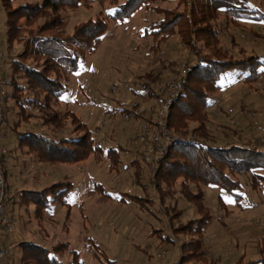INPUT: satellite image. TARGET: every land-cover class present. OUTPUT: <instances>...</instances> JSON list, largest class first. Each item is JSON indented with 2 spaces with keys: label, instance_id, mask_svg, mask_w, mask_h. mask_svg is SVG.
<instances>
[{
  "label": "rangeland",
  "instance_id": "rangeland-1",
  "mask_svg": "<svg viewBox=\"0 0 264 264\" xmlns=\"http://www.w3.org/2000/svg\"><path fill=\"white\" fill-rule=\"evenodd\" d=\"M178 2L168 0L151 7L175 9ZM114 8L110 3H95L90 8L69 9L62 14L67 21L68 34H72L77 25L101 14L110 22L99 50L87 57L80 69L69 77L68 92L59 106L64 112L74 113L87 126L103 151L72 165H50L36 160L39 164L28 178L32 184L46 188L53 182L68 181L73 184V190L68 196L69 219H65L66 208L54 204L43 221L34 217L31 236L50 248L57 242H70L71 249L79 252L85 264H177L184 239L174 237L170 223L168 225L167 219L160 216V200L154 189L157 177L152 173L154 164L145 161L150 143L141 138L155 130L153 124L158 121L160 107L167 98L164 88L170 81H179L186 70L185 64L196 63L195 57L180 43L179 37L163 44L159 52L153 51L150 24L162 19L153 9L143 7L127 20L113 21L110 18ZM5 17L0 5V67L7 73L11 57L21 52V44L7 54ZM217 27L227 48L237 52L242 47L250 54L264 55V24L235 26L228 24L221 13ZM233 38L236 46L231 45ZM170 62L176 63V70L164 67V63ZM151 72L162 78L160 84H151L158 95L154 97L149 96L143 86L151 81L146 77ZM228 87L213 96L216 105L208 112L212 131L221 135L218 144L239 142L264 150V77L253 84L240 81ZM135 106L139 113L143 112L140 117L125 115L123 109L132 111ZM13 118L10 115L9 120L16 127L18 122L14 121L19 118ZM76 125L69 121L62 130L35 119H23L17 128H32L58 139L76 137L78 134L73 132ZM194 126L191 124L192 128ZM112 156L115 158L113 166ZM31 162L28 161V165ZM138 170L146 189L138 183ZM239 178L244 184L249 182L246 176ZM242 190L246 194L239 205L224 195V208L218 204L216 192L207 189L206 206L215 220L206 229L202 242L208 257L218 264H236L243 256L246 260H255L261 251L264 255V189L253 191L244 186ZM149 196L153 202L148 201ZM178 204L185 211L182 223L198 217L193 206L182 200Z\"/></svg>",
  "mask_w": 264,
  "mask_h": 264
},
{
  "label": "trees",
  "instance_id": "trees-1",
  "mask_svg": "<svg viewBox=\"0 0 264 264\" xmlns=\"http://www.w3.org/2000/svg\"><path fill=\"white\" fill-rule=\"evenodd\" d=\"M16 1L19 4L14 5ZM166 1L0 0L6 16L4 31L7 54L21 44V52L10 59V71L4 73L1 69L3 83L8 88L3 122L4 125L9 123L7 108L13 103L19 111L16 114L19 118L17 126L14 123L11 128L17 136L18 147L23 151L27 149L26 153L34 156L38 162L72 165L90 158L94 153L98 156L103 150L91 131L74 113L64 112L59 106L68 92L66 83L69 77L80 69L87 57L99 50L110 22L101 14L77 25L73 33L68 34L67 21L62 14L69 9L90 8L95 3H110L115 5L110 19L124 21L143 7L153 9L162 16V19L150 24L149 35L154 36L153 51L159 52L163 44L179 37L180 43L190 51L196 62L185 64L186 73L180 75L179 80L181 87L177 96L170 101L168 128L185 141L172 144L168 153L157 161V184L154 189L160 200V216L167 219L168 225L170 223L174 237L184 239L177 264H218V261L208 257L202 242L206 229L215 220V215L206 206L207 189L216 191L218 204L224 208V195L239 205L246 194L242 190L244 186L253 191L264 189V150L249 148L239 142L218 144L221 135L212 131L208 112L216 102L213 96L228 86L240 81L253 84L264 77V55L250 54L242 47L237 52L227 48L217 21L224 13L227 23L235 26L241 23L264 24V0H178L175 9L151 7L152 4ZM231 43L236 46L234 38ZM164 65L172 70L177 67L173 62ZM146 77L151 81L143 83L145 90L151 97L158 96L151 84L162 82L160 74L156 76L151 72ZM137 110L138 106H135L132 111L123 109V112L127 116L140 117L143 112ZM23 119H35L62 130L70 121L77 124L73 132L78 135L53 139L32 131H19L17 127ZM191 124L195 126L192 128ZM154 125H157V121ZM189 134L195 137L183 136ZM111 161L113 166L114 156ZM3 167L7 178L5 161ZM139 170L136 172L138 183L146 189ZM239 176H246L249 182L242 183ZM6 187L9 191L8 183ZM72 190L71 182H53L38 191L18 192L17 198L10 199L9 203H18L19 206L28 204L27 209L34 205V217L40 222L54 204H59L66 208L67 221L71 213L68 196ZM148 199L153 202L150 196ZM179 200L193 206L198 217L182 223L185 211L178 206ZM8 213L11 214L10 210ZM25 246L21 264H85L79 252L71 249V243L67 241L57 242L51 248L32 242L25 243ZM260 253L255 260H246L243 256L236 264H264L263 252Z\"/></svg>",
  "mask_w": 264,
  "mask_h": 264
},
{
  "label": "crops",
  "instance_id": "crops-1",
  "mask_svg": "<svg viewBox=\"0 0 264 264\" xmlns=\"http://www.w3.org/2000/svg\"><path fill=\"white\" fill-rule=\"evenodd\" d=\"M8 106L9 108H7V112H8L7 119L9 120L10 115H12L14 117L13 119L15 120L17 118L16 114L19 111L18 109L14 108L13 103H10ZM15 112L16 114H14ZM17 121L15 120L14 122ZM8 122L9 123H6L4 125V131L6 132L5 134L6 137L3 143L10 150L9 155L4 160L5 169L7 172L6 179L9 187V192L13 193V195L16 197L17 193L21 191H30V190L38 191L43 189L39 184L38 186H36L35 184L37 183L32 184L29 180L31 178L30 173L35 171L39 163L36 161V158L34 156L24 154V152L27 151V149L23 151L18 147L19 142L17 140V136L16 134H14L15 132L11 129L14 123L10 122V120ZM18 130L24 131L25 129L24 130L18 129ZM25 131H32L35 132L36 134H40L38 133V131H35L34 129L32 130V128ZM32 158L35 159L32 160ZM28 161L29 162L32 161L30 165H28L27 163ZM26 180H28L29 182H27ZM25 182L26 184L23 185V183ZM210 190L216 192L214 189H210ZM25 205L26 206H19L18 203L17 204L14 202L9 203V210L11 212V215H13L15 229L12 234H8L5 231L2 232V238H0L1 246L9 249L10 252L8 257L4 260L3 264H21L22 263L21 259L24 257V251L22 250L26 248L25 243L27 242H32L34 244L45 246L44 243L39 242L36 238L31 236L32 234L30 227L32 226L31 224L34 219V213H35L33 212L34 205L30 206L29 209L26 208L28 207L27 206L28 204Z\"/></svg>",
  "mask_w": 264,
  "mask_h": 264
},
{
  "label": "built area",
  "instance_id": "built-area-1",
  "mask_svg": "<svg viewBox=\"0 0 264 264\" xmlns=\"http://www.w3.org/2000/svg\"><path fill=\"white\" fill-rule=\"evenodd\" d=\"M1 56V55H0ZM0 67V238H2V232L5 231L8 234H12L15 229L14 219L9 212V201L14 199L13 193H10L7 189V179L4 172L3 163L6 157L9 155L10 150L3 143L6 137L4 131V116L6 111V95L8 93L7 86L3 83V73ZM186 73V70L182 73ZM181 87L180 81H170L164 88L166 93V101H163L157 125L155 130L150 134H144L141 138L142 141H148L150 143L149 153L145 156V161L154 164L152 171L153 175L156 173L157 161L168 153L169 147L175 142L185 141L183 137H179L170 133L168 127V117L171 107V102L178 94L179 88ZM4 131V132H3ZM192 141V139H190ZM189 142V141H188ZM10 254L9 249L1 246L0 239V264H3L4 260Z\"/></svg>",
  "mask_w": 264,
  "mask_h": 264
}]
</instances>
